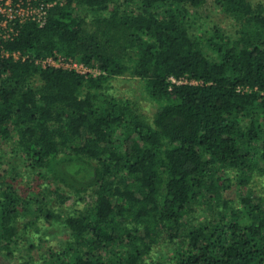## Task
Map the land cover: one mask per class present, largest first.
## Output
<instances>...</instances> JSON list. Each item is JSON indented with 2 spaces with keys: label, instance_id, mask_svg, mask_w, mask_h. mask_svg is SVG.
Returning <instances> with one entry per match:
<instances>
[{
  "label": "trees",
  "instance_id": "16d2710c",
  "mask_svg": "<svg viewBox=\"0 0 264 264\" xmlns=\"http://www.w3.org/2000/svg\"><path fill=\"white\" fill-rule=\"evenodd\" d=\"M44 1L0 59V249L33 214L68 231L34 264H264V1L215 0L230 32L189 13L207 0ZM55 53L101 73L35 62Z\"/></svg>",
  "mask_w": 264,
  "mask_h": 264
},
{
  "label": "rangeland",
  "instance_id": "374dc122",
  "mask_svg": "<svg viewBox=\"0 0 264 264\" xmlns=\"http://www.w3.org/2000/svg\"><path fill=\"white\" fill-rule=\"evenodd\" d=\"M257 1V0H251ZM264 1V0H262ZM189 13H195V17L198 19L201 16L207 26H218L221 28V31L230 32V19L226 18L219 10L218 6L215 3V0H207L206 4L200 8L194 9L190 8ZM111 90L117 94L129 95L137 97L140 101H144L143 96L139 88H136V81H132L126 76L113 78L111 81ZM136 94V95H133ZM146 101V100H145ZM143 102L144 106L150 110L149 103ZM31 176H28L25 179L23 188L25 190H32L33 185ZM27 188V189H26ZM35 193H33L34 195ZM80 206H87L91 204V198L86 197L83 202L78 203ZM74 203L72 200L66 202L65 205H57V210H63V212H68L73 209ZM62 212V213H63ZM35 218V215L27 216L25 219L20 220V228L26 222L32 221L33 224L28 227V229L18 230L19 239L11 245V251L9 248L0 249V264H34V260L42 255L50 256L57 255L63 249L65 240L68 237L67 229L61 225L57 220H46L44 218L39 219L38 221ZM32 243L33 247L31 248ZM0 245H2L0 241ZM11 254H7L8 252ZM155 251L159 254H162L165 264H173V260L170 259L171 253H169L165 247H155ZM158 253H152L156 255L154 261L160 260ZM146 264H151V257L147 256Z\"/></svg>",
  "mask_w": 264,
  "mask_h": 264
},
{
  "label": "built area",
  "instance_id": "2783aa9c",
  "mask_svg": "<svg viewBox=\"0 0 264 264\" xmlns=\"http://www.w3.org/2000/svg\"><path fill=\"white\" fill-rule=\"evenodd\" d=\"M55 2L44 0H0V59L12 58L24 60L25 57L18 51L9 50L5 43L18 34V26L24 22H35L43 26L46 22L48 10ZM43 67L61 68L74 71L83 75L96 76L101 73L97 66H89L74 58L60 54H52L35 59ZM172 83L197 84L195 80L188 81L185 78H169Z\"/></svg>",
  "mask_w": 264,
  "mask_h": 264
}]
</instances>
